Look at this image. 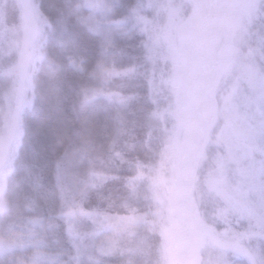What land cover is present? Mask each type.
<instances>
[{
    "label": "rangeland",
    "instance_id": "obj_1",
    "mask_svg": "<svg viewBox=\"0 0 264 264\" xmlns=\"http://www.w3.org/2000/svg\"><path fill=\"white\" fill-rule=\"evenodd\" d=\"M5 1L0 0V41L3 29L7 28ZM187 1L120 0L119 7L108 11L105 6L111 4L112 0H59L56 2L58 4L50 0H9L7 5L11 10H17L23 2L30 8L29 13L33 17L29 25L31 28L27 31H24V23L21 21L20 35L12 38L7 52L3 51L7 56L12 53L13 58L5 65L8 84L0 91V160L5 147L3 145L9 136V120H13L14 102L19 93L16 81L18 62L32 50L31 46H26L32 37L35 36L37 46L43 45L44 56L58 55L56 57L63 58L69 68L84 75L85 84L82 87H99L100 83L87 75L96 63L101 42V37L90 30L89 20L94 18L111 28V22L128 17L130 9L135 7L136 17L124 25L131 31L132 38L122 37L118 33L114 34V38L119 47L134 45L138 37L149 40L151 56L148 55L147 72L151 77L148 89L152 95L163 88L170 97L165 105L154 102L157 107L146 116L149 123L155 122L164 132L166 139L161 148L160 163L148 177L149 193L154 204L153 215L158 217L154 222L158 226L160 253L167 250L169 264H228L221 248L218 249L219 244L207 242L201 236L203 229L199 226L197 232L192 222L193 232L186 249L177 241L174 243L170 240L180 222L175 208L183 211L179 195L187 205L189 203V207H194L192 199L198 185L197 168L206 157L210 159L211 166L201 180L202 187L220 201L217 212L221 208L242 209L252 218V224H257L264 213V54L261 57L263 68L258 69L253 50L243 45L242 26L231 36L229 31L223 32L221 27L214 28L216 9L207 6L210 0H194L196 13L182 17L177 9H181ZM199 5H203L200 11ZM234 7H237L236 13L238 8L244 9V18L247 20L257 14L264 17V0H239L235 5L232 4L231 8ZM46 22L51 23L55 34L49 31ZM203 24L210 30L212 38L210 34V37L208 35L202 39L203 42L197 43ZM76 64L80 67H76ZM126 65L118 61L116 67L123 68ZM42 70L40 80L27 79V87L34 92L38 83L43 84L50 91V97L55 98L58 90L55 80H52L53 69L45 65ZM115 79L107 87L120 91L117 88L120 85ZM117 79L121 80V85L127 80ZM107 106L114 111L113 117L104 114L100 119L106 143L108 138L116 135L117 125L122 124L121 118L127 114L117 105L107 103L90 109L104 112ZM46 110L53 111L49 107ZM54 119L57 126L64 130V119L60 116H54ZM183 123L189 127L184 132L180 127ZM18 124L7 155L13 158V162L19 156L22 157L23 152V157L27 153L31 156L37 154L32 147L23 148L21 145L26 139L31 141L37 135V130L25 134L23 124L20 121ZM191 136L195 140L196 146L192 148L195 153L188 165L182 168L180 163L184 154L190 156L191 149L184 147L193 145L188 141ZM20 150L23 152L19 154ZM24 191L35 199L38 194L41 196L40 190L33 192L24 188ZM22 203L23 197L19 209L21 213L24 212ZM16 215L14 213L8 218ZM236 225L233 219L231 228ZM17 252L24 254L20 250Z\"/></svg>",
    "mask_w": 264,
    "mask_h": 264
},
{
    "label": "trees",
    "instance_id": "obj_2",
    "mask_svg": "<svg viewBox=\"0 0 264 264\" xmlns=\"http://www.w3.org/2000/svg\"><path fill=\"white\" fill-rule=\"evenodd\" d=\"M8 1L6 0L4 3V17L7 28L5 27L3 29V33L1 30L2 39L0 41V83L2 84V86L0 85V91L1 88L6 87L9 79V77L6 78L5 76V65L7 66V63L13 58L12 53L7 56L3 51L9 48L14 36H17V34L20 35L22 23H24V31L31 28V18L33 17V15L30 16V8L25 6L23 2L20 5L21 7L19 6L14 11L7 5ZM58 1L50 0L51 3L55 4H58L56 3ZM190 1L188 0L181 9H177L179 10L178 13L181 12L182 17L196 13V10L193 8L195 4L194 0ZM238 1H209L207 6H213L216 9L214 28L216 26L221 27L223 32L225 30L229 31L231 36L242 26L244 29V35L242 34L243 45L245 48L253 50L255 63H258L257 68L262 69L263 60H261V57L264 54V17L257 14L247 20L244 18V9L241 8L240 10L238 8L236 13L235 9L237 7L231 8L232 4L235 5ZM200 3L202 4V2ZM202 6L199 5L198 9ZM200 30L198 39H196L197 43L203 42L202 39L208 35L210 37L211 34L205 24H203ZM210 38H212V34ZM133 44L131 46H120L126 56L124 59L119 60V62H122V65H131L133 59H135V63L139 67L140 72L134 79H127L129 81L126 80L124 85H121V80L117 78L115 80L120 85L117 87L120 89V92L125 95H134L136 99L126 107L118 106L121 111H125L127 114H123L124 117L121 118L122 124L117 125L115 130L116 135L108 138L107 143L105 137H103L105 131L102 128L101 124L103 122L101 123L100 119H102L104 114L113 117L114 110L109 108L110 106H107L106 111L98 112L93 110L95 109V105L81 106L79 94L82 86L85 84V76L80 75L74 68H69L64 63L63 58L56 57L58 55H47L42 59H35L31 50L25 56H22L23 60L21 58L19 59L20 61L18 62V68L16 70L18 71L16 81L18 82L17 92L19 93L16 102H14V115L11 114L13 120L12 118L9 120L11 127L7 134L9 136H7L6 143L3 145L5 147L1 154V160L8 157L9 145L13 140L15 129L19 126V121L23 124L25 134L26 132H34L37 130V135H34L31 141L26 139V141L21 143L23 148L30 146L36 150L37 154L31 156L27 153V156L25 154L23 157V150L18 152L19 154L23 152V154H21L22 157L19 156V162V159H15L13 162L17 177L25 175L26 172L36 176L42 173L50 174L55 158L59 157L73 143H77L81 136H90L97 145L103 146L102 155L96 161L97 167L109 174H118L122 178L119 181H109L103 188L104 194L107 195L111 192L114 199H124L129 195L128 185L135 186L137 194L135 203L140 212L146 214L153 222L151 225L146 226L144 235L150 239L153 256L159 259L160 238L157 234L158 226L154 222L155 220L157 221L156 218L158 217L153 215L154 204L149 193L148 177L151 176L153 170L160 163L161 148L166 139L164 138V132L158 128L155 122L149 123L146 116L149 111L155 110L154 107L156 105L154 102L165 105L167 104L166 102L170 101V97L167 96L163 88H160L156 93H152V95L148 89L147 85L151 77L150 73L147 72L149 67L148 55L151 56L149 40L138 37ZM45 65L53 69V73H51L52 80H55L58 90V95L55 98L50 97V91H47V86L45 87L43 84L38 83L34 87V92L27 87L29 85V81H27L29 77L33 81L37 80L36 78L40 80L43 74L42 69ZM48 107L51 110L53 109V111L47 112L46 109ZM90 107H93V109H90ZM54 116H60L64 119V122H66L64 130L57 126ZM180 127L182 128V132L189 128L184 123L180 124ZM193 137L195 138V135ZM193 137H189L188 140L193 145L184 147L191 150L189 157L184 154L182 162L180 163V167L182 168L184 165H188L189 159L191 160L195 153L194 149H192L193 146H196ZM109 144L112 145L111 150L108 148ZM198 149L201 150L199 147ZM197 153L199 152L197 151ZM210 166V159L205 157L204 161L197 168L198 185L194 190L195 193L192 199L194 207L193 205L189 207V203L187 205L186 201L179 195L178 199L183 211L178 207L175 208V214L176 216L178 215L180 222L171 234L172 238L170 240L174 243L177 241L182 248L186 249L189 243L188 239H191L190 234L193 232L192 222L195 224L194 228L197 232V227L200 226L203 229L201 231L202 234H200L203 238H206L207 242L214 241V243L219 244L218 249L221 248V252L225 255L228 264L229 262L231 264H251L252 255L259 254V248L264 245V233H261L257 228L255 229L249 226L247 221H240L232 228V231L228 232L227 236L222 234L223 225L216 218L218 207L221 205L220 201H218L214 194L205 191L202 187L201 180L204 177L205 171ZM86 167L87 161H84L73 170L82 172ZM117 168L119 169L118 172ZM42 183L47 184V181H42ZM48 186L50 187V185ZM24 188L28 189L26 186ZM40 192L41 196L36 194V200L40 203L46 215L48 206L44 204L42 197L47 194L42 191ZM95 202L96 198L95 194H93L92 203ZM14 213H17V211L10 209L8 216H12ZM27 215H31V213H27ZM107 259L110 260L111 264H119L121 258L116 256Z\"/></svg>",
    "mask_w": 264,
    "mask_h": 264
},
{
    "label": "snow or ice",
    "instance_id": "obj_3",
    "mask_svg": "<svg viewBox=\"0 0 264 264\" xmlns=\"http://www.w3.org/2000/svg\"><path fill=\"white\" fill-rule=\"evenodd\" d=\"M119 6L120 0H112L105 7L112 11ZM130 13L122 20L111 22V28L94 18L89 20L90 30L101 37V42L96 63L87 75L101 86L82 87L81 106L107 103L126 107L136 99L134 95L107 87L114 78L134 79L138 75L135 59L131 65L116 67L126 54L114 34L132 38L131 31L124 25L136 17L137 8L130 9ZM46 23L55 34L51 23ZM26 46H31L35 59L44 58L43 45H36L35 36ZM111 147L109 144V150ZM102 152V145H97L90 136H81L78 143H73L54 159L50 174L39 176L26 173L17 177L13 158L0 160V264H111L107 258L116 256L121 258L119 264H169L166 249L161 251L159 259L151 252L150 239L144 232L153 222L135 203V186L128 185L129 195L124 199H114L111 192L104 194L103 188L109 181L122 178L97 167L96 161ZM84 161L87 167L82 172L73 170ZM24 186L47 194L42 197L48 206L46 215L35 197L25 194ZM93 194L95 203H92ZM21 197L23 213L19 212ZM13 208L17 215L8 218ZM216 218L225 225L222 229L225 236L232 231L233 219L237 223L247 221L264 233V213L257 224H252V218L239 208H221ZM251 264H264V247L259 248V254L252 255Z\"/></svg>",
    "mask_w": 264,
    "mask_h": 264
}]
</instances>
